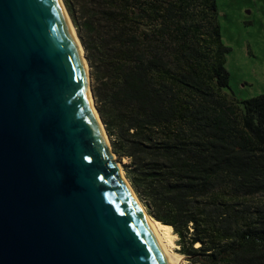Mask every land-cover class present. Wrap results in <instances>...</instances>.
I'll return each mask as SVG.
<instances>
[{
  "label": "trees",
  "instance_id": "obj_1",
  "mask_svg": "<svg viewBox=\"0 0 264 264\" xmlns=\"http://www.w3.org/2000/svg\"><path fill=\"white\" fill-rule=\"evenodd\" d=\"M62 1L148 217L185 264H264V93L226 92L217 0Z\"/></svg>",
  "mask_w": 264,
  "mask_h": 264
},
{
  "label": "water",
  "instance_id": "obj_2",
  "mask_svg": "<svg viewBox=\"0 0 264 264\" xmlns=\"http://www.w3.org/2000/svg\"><path fill=\"white\" fill-rule=\"evenodd\" d=\"M82 57L60 0H0V264H169Z\"/></svg>",
  "mask_w": 264,
  "mask_h": 264
},
{
  "label": "rangeland",
  "instance_id": "obj_3",
  "mask_svg": "<svg viewBox=\"0 0 264 264\" xmlns=\"http://www.w3.org/2000/svg\"><path fill=\"white\" fill-rule=\"evenodd\" d=\"M216 4L221 40L229 49L225 66L229 74L226 92L239 101L259 96L264 93V0H217ZM71 25L76 32L74 25ZM89 83L92 92L90 68ZM93 104L96 109L94 97ZM113 159L121 167L125 178L122 165L126 160L118 162L115 155ZM172 243L170 249L176 253V238L172 239ZM176 256L179 264H185L179 254L176 253Z\"/></svg>",
  "mask_w": 264,
  "mask_h": 264
},
{
  "label": "bare ground",
  "instance_id": "obj_4",
  "mask_svg": "<svg viewBox=\"0 0 264 264\" xmlns=\"http://www.w3.org/2000/svg\"><path fill=\"white\" fill-rule=\"evenodd\" d=\"M60 2H61V5H62L63 10H64V12H65V15H66V17H67V20H68V22H69L70 28H71V30H72L74 36H75L74 28H73V26L71 25V24H72V23H71V20H70L69 16L66 14V11H65L66 9H64V7H63L64 5L62 4V1H61V0H60ZM77 44H78V43H77ZM78 47H79V44H78ZM79 50H80V53H81L82 51H81V48H80V47H79ZM82 60H83L84 67H85L87 83H89L88 65H87L86 62L84 61L83 57H82ZM88 88H89V86H88ZM89 93H90V92H89ZM90 98H91V96H90ZM91 102H92V99H91ZM92 105H93V103H92ZM95 113H96V111H95ZM96 116H97V119H98V115H97V113H96ZM98 122H99L100 127H101V130H102V132H103L102 125H101L99 119H98ZM103 135H104V134H103ZM104 138H105V136H104ZM106 140H107V139H106ZM116 165H118V164H116ZM118 167H119L120 173H121V175H122V169H121V167H120L119 165H118ZM122 177H123V175H122ZM139 206L141 207V209H142L144 215L146 216L147 220L149 221V223L151 224L152 228H153L154 231L156 232L157 236H158L159 239L161 240V243H162V246H163V248H164L165 254H166V256H167V259H168V261H169V264H179V263H180V260H179V258L176 256V253H173L172 250L170 249V248L172 247V243H171L170 236H169V234H168L167 228H166L165 226L161 225V224L158 223V222L152 221V220L148 217V215L146 214L144 208H143L140 204H139Z\"/></svg>",
  "mask_w": 264,
  "mask_h": 264
}]
</instances>
